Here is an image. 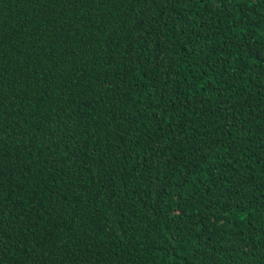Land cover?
I'll return each instance as SVG.
<instances>
[{"label": "trees", "instance_id": "obj_1", "mask_svg": "<svg viewBox=\"0 0 264 264\" xmlns=\"http://www.w3.org/2000/svg\"><path fill=\"white\" fill-rule=\"evenodd\" d=\"M0 264H264V0H0Z\"/></svg>", "mask_w": 264, "mask_h": 264}]
</instances>
